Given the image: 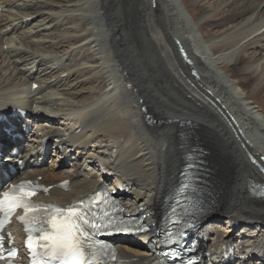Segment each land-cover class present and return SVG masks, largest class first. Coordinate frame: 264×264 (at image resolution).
<instances>
[{
    "label": "bare ground",
    "instance_id": "bare-ground-1",
    "mask_svg": "<svg viewBox=\"0 0 264 264\" xmlns=\"http://www.w3.org/2000/svg\"><path fill=\"white\" fill-rule=\"evenodd\" d=\"M30 1L23 8L15 6L18 13L0 8V109L6 114L10 105L30 106L42 113L34 119L33 141L58 137L64 144H78L79 152L68 155L73 169L35 162L22 174L44 176L48 185L70 179L72 192L52 191L50 199L62 202L86 196L101 185V177L118 184V190L129 188L121 193L126 211H145L152 230L131 241L121 239L120 257L151 264L153 252L138 253L129 244L149 249L155 243L179 187L184 151L201 144L209 180L220 187L207 214V264H223V256H217L221 245H239L229 235L230 227L226 233L219 229L221 220L255 229V238L250 232H243V238L264 256V200L256 197L254 186L264 181L258 156L264 155V108L251 98L264 91V0H223L220 13L210 11L222 14L217 21L204 0H193L200 7L196 16L182 0ZM54 13L63 20L57 21ZM30 16L42 20L32 27L24 21ZM208 25H215V33L201 37ZM177 41L191 64L182 58ZM227 63L233 64L229 70ZM148 67L154 78L144 84ZM161 73L167 80L159 78ZM237 74L249 79L240 89ZM18 80L24 84L14 93L12 83ZM11 121L23 128L17 119ZM5 128H11L8 122ZM0 132L6 137L2 126ZM87 140L109 150L105 172L110 176L104 177L89 157ZM253 254L236 264H264Z\"/></svg>",
    "mask_w": 264,
    "mask_h": 264
},
{
    "label": "snow or ice",
    "instance_id": "snow-or-ice-1",
    "mask_svg": "<svg viewBox=\"0 0 264 264\" xmlns=\"http://www.w3.org/2000/svg\"><path fill=\"white\" fill-rule=\"evenodd\" d=\"M23 187V184L15 186L13 191H19ZM9 203L13 207L20 206V198L12 199L9 192L4 191L0 206ZM84 205L85 201H81L66 210L60 209L58 206H44L56 208V211L52 212L46 221L51 225L48 230L51 243L47 249L51 255L48 259L54 261L55 264H102L104 260V247L101 246L97 249L95 237L111 224L112 218L109 215L106 220H98L93 210L90 207L85 208ZM22 206L28 210L35 205L23 204ZM76 209H80V211H76ZM57 216L61 219L59 224L55 219ZM98 224L100 227H97ZM40 231L44 232L45 230L42 228ZM28 247L30 249L32 247L31 237ZM41 251H44L43 247ZM111 255L114 259L115 254L111 253Z\"/></svg>",
    "mask_w": 264,
    "mask_h": 264
},
{
    "label": "rangeland",
    "instance_id": "rangeland-1",
    "mask_svg": "<svg viewBox=\"0 0 264 264\" xmlns=\"http://www.w3.org/2000/svg\"><path fill=\"white\" fill-rule=\"evenodd\" d=\"M40 1H43V0H38V1H35L36 3H38V2H40ZM52 1V0H51ZM223 0H204V3H203V5H206L207 7H209V11H208V13H210V11L211 10H213V9H216L217 11H216V14H218V13H220V10L224 7V6H222V7H220L221 5H225V4H223V2H222ZM7 2V3H6ZM35 2H33V3H35ZM182 3L184 2L187 6H188V8H189V10L191 9V11L193 12V14H195V16L196 15H199V11H200V7L199 6H197V5H195L194 6V2H193V0H182L181 1ZM9 3V4H8ZM26 3L27 4H29V3H31V1L29 0H1V3H0V8H1V6H2V9L4 10V11H8L9 10V12L10 13H18V11H17V9L18 8H23V6L24 5H26ZM3 5H4V7H3ZM10 5H14V6H12V7H10ZM155 5V6H154ZM15 6H16V8H15ZM9 9H8V8ZM153 7L154 8H156V4H154L153 3ZM218 7H220V9H217ZM12 10V11H11ZM30 12H32V11H30ZM212 16H215L216 14H215V12H212V13H210ZM53 16L54 17H56L57 18V21H60V20H63V16L62 15H60V14H56V13H54L53 14ZM53 16L52 17H50V18H46V17H44V18H46L45 19V23H48V21H50L52 18H53ZM221 16H222V14H220V15H217V16H215V18H214V20L215 21H217V20H219L220 18H221ZM252 18V17H251ZM251 18H249L248 20H244L243 22L244 23H248V21H250V19ZM42 20V18L41 17H39V18H36V16L35 17H33V16H30V17H26L25 18V22L26 23H29V24H32L31 26L33 27H35V25H37L39 22L38 21H41ZM56 21V22H57ZM262 21H263V23H264V17H262ZM44 24V23H43ZM43 24H42V26H43ZM213 24H215V22L213 23ZM30 26V27H31ZM39 26H41V25H39ZM264 25H262V26H260V28H262ZM43 27H45L46 28V26H43ZM229 27H230V25H229ZM257 27V26H256ZM256 27H255V29H256ZM215 25H208L207 26V30L206 31H204L203 33V36H201V37H206V36H211V34L212 33H215ZM258 29H259V27H257ZM255 29L253 28L252 30H254L255 31ZM254 31L252 32H250L251 34L252 33H254ZM256 32V31H255ZM250 33L248 34V35H250ZM247 34L246 35H244V36H248ZM243 36V37H244ZM242 37V38H243ZM232 39V38H231ZM223 40V39H222ZM227 40V39H226ZM225 40V41H226ZM176 44L178 45V43L176 42ZM30 52H31V50H29ZM32 54H35L34 52H31ZM40 55V54H39ZM39 55H37V57L39 56ZM57 57H59V56H57ZM56 58V56L55 57H53V56H51L49 59H55ZM71 59V58H70ZM72 63L74 64L75 62L74 61H72ZM71 63V64H72ZM67 65H68V63L66 62L65 63V65H62V67H63V69H66V68H68L67 67ZM232 66H233V64L232 63H227L226 65H225V69L226 70H229V69H231L232 68ZM26 68V67H25ZM24 68V69H25ZM28 69H30L29 67H28ZM41 71V70H40ZM231 74V73H230ZM144 80H145V82H144V84H146V83H149V82H152L153 81V78H154V76L152 75V72L150 71V68L148 67V70L146 71V74L144 75ZM236 77H238L237 78V80L235 81L236 82V85L238 86V88L240 89V87H241V84H243V83H247V80L249 81V79L247 78V77H242V75H240V74H237V76ZM159 78H162V79H165V80H167V78L164 76V74H162L161 73V75H159ZM235 80V79H234ZM244 81V82H243ZM12 84H15L16 85V87L14 88V93L16 92V90H17V88H18V86L19 85H22V84H24L23 83V81H14ZM152 86V84H149V87H151ZM243 86H245V85H243ZM11 88H13V87H11ZM28 89V87L26 86V88H24L22 91L23 92H25L26 90ZM251 91H253V90H251ZM258 95H259V97H258ZM254 97V100L255 101H257V103H259L260 104V106L261 107H263L264 108V91L262 92H258V91H256V92H254V94L251 96V98H253ZM182 103H184L185 104V102H183V100H182ZM156 105L157 106H161V103L158 101V99H157V101H156ZM147 108H148V106H147ZM167 109V108H166ZM165 109V113H167V110ZM168 115H172V116H177L178 117V114H176V113H174V111H172L170 114L169 113H167ZM150 118H151V116H150ZM184 126V125H183ZM181 130V129H180ZM200 146H201V148H202V150H204V148L202 147V145L200 144ZM206 146V145H205ZM207 147V146H206ZM204 152V151H203ZM210 159V158H209ZM208 162H209V160H208ZM86 175H88L87 173H85ZM208 183L209 184H212L215 188H217V191H216V193H215V195L218 193V190H219V188L220 187H218V185L215 183V182H211V180H209L208 179ZM215 184V185H214ZM213 199H214V205H215V203H216V199H215V197L213 196ZM207 223H210V221L208 222V221H206ZM218 227H220V224H219V226ZM220 230H222V232L223 233H226V232H228L227 230V226H221V228H219ZM238 229V231H236V233H235V235H234V237L237 239V238H242L244 235L242 234V232L243 231H245V227H240V228H237ZM247 230H250V231H252V233H253V235H252V237H256V235H257V232H255V229H250V228H248ZM254 230V231H253ZM231 233V232H230ZM245 233V232H244ZM242 234V235H241ZM233 237V238H234ZM132 243H134V242H132ZM129 244V247L130 248H132L135 252H138V253H143L144 254V247H141L140 245H138L139 243H135V244Z\"/></svg>",
    "mask_w": 264,
    "mask_h": 264
}]
</instances>
